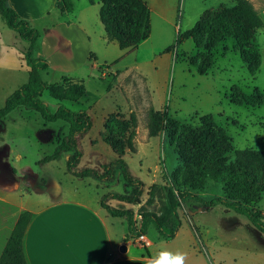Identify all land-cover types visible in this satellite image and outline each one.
Returning a JSON list of instances; mask_svg holds the SVG:
<instances>
[{"label": "rangeland", "instance_id": "1", "mask_svg": "<svg viewBox=\"0 0 264 264\" xmlns=\"http://www.w3.org/2000/svg\"><path fill=\"white\" fill-rule=\"evenodd\" d=\"M249 1L263 21L253 43L254 50L260 56V65L253 73L247 70L238 53L232 50L230 40L219 43L214 49L211 68L205 75L198 74L189 64V57L198 52L191 39L171 47L178 33L190 29L204 10L221 3L231 5L234 0H157L163 7L150 16V34L146 40L127 52L111 43L101 44V48L96 49L98 58H115L112 67L116 70L102 64L97 66L96 72L95 67L87 63L75 75L82 79L87 95L100 99L97 100V106H91L94 126L83 141L82 165L98 168L115 159L112 149L100 135L95 134L102 116L106 118L117 111L125 115L133 112L136 116L133 150H126L123 159L131 173L143 182V192L135 203L111 201L115 207L131 209L136 225L142 212L152 211L157 215L162 212L166 199L165 188L171 186L172 173L184 166L175 152V146L182 142L180 138L188 140V127L200 126L202 116L212 115L215 124L225 131L233 149L264 152V106L235 104L229 98L233 85H237L245 94L255 89L264 92V0ZM167 48L170 49L167 51ZM135 64L140 66L137 77L129 73L130 67ZM62 77L55 84L72 81L69 76ZM171 101L180 105V109L175 106L171 108ZM2 106L3 103H0ZM151 111H160L165 116L163 123L159 124L161 129L154 135L148 129ZM31 122L33 126L42 128ZM5 123L8 126L13 124L8 121ZM44 129L56 130L54 126ZM102 129L103 125L99 133ZM16 138L19 136L16 135ZM16 138L15 141L18 140V145L22 146L17 150L21 152L27 146L23 147L22 139ZM52 141L53 138L49 141L43 139L38 147L32 146L31 151L24 150L22 165L15 163L14 155L4 154L0 150V179L19 180L30 176V170L24 169L31 162H28L27 157L40 159L52 153ZM224 157L230 162L235 155L230 151ZM65 165V154H61L58 159L47 162V167L42 168L41 173L47 174L44 170L54 167V173L64 180L61 171ZM89 181L97 183L105 193H128L131 190L117 167L111 181H99L91 177ZM205 182L204 190L199 192L201 195L206 199L221 195L220 185L211 179ZM257 206L264 217V193ZM178 212L181 227L174 238H160L150 224L145 235L149 245L131 239L126 241L127 245L145 249L150 247L152 251L162 247L179 249L187 252V264H264V235L244 215L222 204L206 208L202 203L189 199L181 202ZM120 219L123 223L119 228L126 231V219ZM122 240L124 242V238Z\"/></svg>", "mask_w": 264, "mask_h": 264}, {"label": "trees", "instance_id": "2", "mask_svg": "<svg viewBox=\"0 0 264 264\" xmlns=\"http://www.w3.org/2000/svg\"><path fill=\"white\" fill-rule=\"evenodd\" d=\"M61 1V11L71 9L68 0ZM97 1L100 3L99 17L106 36L116 40L120 49L134 48L149 37L150 10L147 0ZM0 15L7 26L28 43L23 50V56L29 67L27 81L5 99L0 107V117L24 106L35 110L46 122L60 119L68 124L67 134L58 139L52 153L39 159V164L55 160L63 152L72 151L66 160V170L75 177H91L108 182L114 178L115 167L119 168L125 184L131 190L128 193L104 194L101 197V206L112 217L126 219L125 242L140 234H147L150 224L160 238H174L181 227L178 209L186 199L200 202L206 208L222 204L244 215L264 235V217L257 206L264 193V152L233 149L225 131L215 124L211 114L201 117L200 126L188 127V140L183 141L180 138L182 142L176 144L175 152L184 166L172 173L171 186L165 188L166 199L159 215L152 211L142 212L136 225L131 209L110 205L107 202L109 199L138 202L143 192V182L131 173L123 159L126 150H133L137 125L135 114L130 112L125 115L119 111L109 114L104 120L100 136L114 152L115 159L101 164L98 168L81 167L79 163L83 154L82 139L92 126L89 112L72 110L62 104L53 108L42 98V94L47 92L59 100L77 101L85 92L83 83L65 80V84H55L46 80L44 75L49 70V63L38 54L39 30L21 18L7 4V0H0ZM262 26L263 21L249 0H234L231 5L221 3L204 10L190 29L182 34L178 33L171 47L181 44L185 39H191L198 52L189 57V64L198 74L205 75L211 68L214 49L219 43L230 40L232 50L238 53L247 70L253 73L260 65V56L254 50L253 43L256 31ZM229 98L235 104L264 106V92L257 89L245 94L237 85H233ZM150 115L148 129L154 135L161 129L160 125L165 116L160 111H151ZM230 151L234 152L235 157L229 162L224 155ZM207 179L221 186L220 196L206 199L199 193L204 190ZM30 217V212L26 210L18 215L0 255V264H28L22 242Z\"/></svg>", "mask_w": 264, "mask_h": 264}, {"label": "crops", "instance_id": "3", "mask_svg": "<svg viewBox=\"0 0 264 264\" xmlns=\"http://www.w3.org/2000/svg\"><path fill=\"white\" fill-rule=\"evenodd\" d=\"M69 1L71 9L61 11V0H7V4L21 18L39 30L38 54L48 61L49 70L45 76L53 83L59 79L61 81L62 76H69L72 81L83 83L75 75L87 63L95 67L96 72L97 66L102 64L115 69L112 67L115 58L97 56L96 49L101 48V44L111 43L118 46L116 40L106 36L99 17L100 3L97 0ZM147 4L150 16L163 7L157 0H147ZM27 45L26 41L7 26L0 15V103L4 104L8 95L28 79L29 67L23 56ZM130 49L121 50L127 52ZM139 72L140 66L135 64L130 67L129 73H134V77ZM5 88L8 90L5 91ZM42 98L53 108L62 104L76 111L87 110L92 120L91 129L94 126L91 106H97V100L100 99L87 95L86 89L77 101L59 100L47 92L42 94ZM170 105L171 108L181 107L174 101ZM0 120V150L4 154L14 155L15 163L21 165L24 150L31 151L32 146L38 147L43 139L49 141L51 138L54 149L58 139L68 132L65 121L59 119L46 122L35 110L24 106L13 109L0 117ZM104 120L105 117L102 116L96 135H100ZM7 121L13 124L8 126L5 123ZM31 121L42 128L33 126ZM48 126H54L56 130H45ZM90 130L82 139L83 154L79 163L81 167H85L82 165L83 141L90 135ZM14 138L22 139L21 143L23 147L27 146L26 149L21 152L17 150L21 145ZM71 153L72 151H67L61 154H65L67 160ZM27 158L31 162L24 169L30 170V176L21 177L19 180L0 179V255L18 215L26 210L31 217L24 232L22 246L28 264H147L154 251L150 247H130L123 242L126 231L119 228L123 223L119 221L121 217H112L101 206V197L106 193L102 192L97 183H90L89 177L78 178L71 175L67 172L66 165L61 171L64 180L54 173V167L45 169L47 174H43L41 171L47 167V162L38 166L39 158ZM114 200L116 199H109L107 202L114 206ZM122 243L127 246L125 252L119 250Z\"/></svg>", "mask_w": 264, "mask_h": 264}, {"label": "clouds", "instance_id": "4", "mask_svg": "<svg viewBox=\"0 0 264 264\" xmlns=\"http://www.w3.org/2000/svg\"><path fill=\"white\" fill-rule=\"evenodd\" d=\"M187 260V252L162 247L154 251L147 264H187Z\"/></svg>", "mask_w": 264, "mask_h": 264}, {"label": "built area", "instance_id": "5", "mask_svg": "<svg viewBox=\"0 0 264 264\" xmlns=\"http://www.w3.org/2000/svg\"><path fill=\"white\" fill-rule=\"evenodd\" d=\"M132 240H135L136 242H143L145 245L150 244V242L146 239L145 234H140L138 237Z\"/></svg>", "mask_w": 264, "mask_h": 264}, {"label": "water", "instance_id": "6", "mask_svg": "<svg viewBox=\"0 0 264 264\" xmlns=\"http://www.w3.org/2000/svg\"><path fill=\"white\" fill-rule=\"evenodd\" d=\"M119 250L121 252H125L127 250V246L125 245V243H122L120 246H119Z\"/></svg>", "mask_w": 264, "mask_h": 264}]
</instances>
